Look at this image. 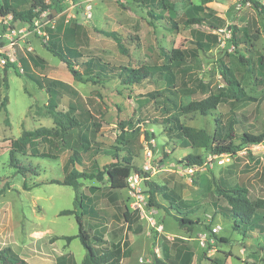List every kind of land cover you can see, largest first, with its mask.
<instances>
[{
  "label": "rangeland",
  "instance_id": "obj_1",
  "mask_svg": "<svg viewBox=\"0 0 264 264\" xmlns=\"http://www.w3.org/2000/svg\"><path fill=\"white\" fill-rule=\"evenodd\" d=\"M197 2L200 0H132L127 4L100 0L88 19L80 16L84 6L77 11L74 21L79 27L65 26L64 17L58 18L55 32L62 45L91 55L98 63L146 66L154 74L159 72L160 76H154L157 83L130 86L120 77L107 74L80 82L38 37L33 39V53L28 57L19 55L24 72L7 68L8 81L0 93V249L11 248L30 264H80L86 256L81 241L61 238L78 234V222L74 214L60 212L77 209V197L83 191L89 193L87 187L93 185L100 190L94 213L84 217L85 234L101 239H92L100 251L121 248L118 264H152V250L162 256L163 249H168L174 255L171 243L176 237L184 239L177 244L187 242L192 247L191 264H264V228H251L247 233L237 228L221 212L227 202L220 192L241 186L248 189L251 200L264 199V152L243 149L224 159L223 164L207 165L189 173L181 160L188 154L205 157L208 149L185 147L163 122L175 114L184 124L204 128L210 134L215 132L218 120L225 125L231 119L237 121L239 133L242 127L264 130V8L251 2L242 4L241 0H210L208 3L214 8L211 18L216 25H236L237 47L230 50L215 41L200 50L197 58L190 57L186 65L188 76L177 69L168 73L162 69L168 62L165 52L195 46V30L211 31L208 22L193 26L182 22L190 15L205 16L204 11L198 12L194 4ZM260 2L264 5V0ZM50 4L53 12L62 10L59 1L50 0ZM64 27H70V32ZM63 28L65 31H60ZM99 30L120 35L126 52H121L117 42ZM75 68L85 77L96 73L91 65ZM225 68L238 80L230 85L233 92L244 91L246 96L239 100L223 96L217 108L207 115L198 111L181 113L182 105L209 93L197 86L195 75L201 77L209 91L230 87L221 73ZM167 73L170 79L162 77ZM1 74L5 75L3 70ZM4 97L7 100L1 104ZM51 104L59 112L69 111L80 122L70 127L64 138L52 134L61 130L48 112ZM37 129L49 131L50 138L33 140L26 151L14 152L17 163L34 167L31 172L20 173L10 158L13 142L23 131ZM89 129H95L94 137ZM83 134L100 152L82 153L75 164L79 171L93 170L95 164L104 169L113 157L101 151H115L113 147L117 146L121 155L127 149L136 154L135 163L149 176L132 172L131 182L120 190H110L106 173L103 180L81 178L77 190L63 184L69 153L78 148ZM146 164L151 167L146 169ZM147 180L178 193L191 211L190 217L197 220L193 231L179 226L174 210L168 212L149 204ZM157 201L169 206L161 194H157Z\"/></svg>",
  "mask_w": 264,
  "mask_h": 264
},
{
  "label": "trees",
  "instance_id": "obj_2",
  "mask_svg": "<svg viewBox=\"0 0 264 264\" xmlns=\"http://www.w3.org/2000/svg\"><path fill=\"white\" fill-rule=\"evenodd\" d=\"M57 1V0H56ZM132 1V0H131ZM130 1V2H131ZM146 2V0H142ZM210 0H200L196 8L198 12L204 11L205 16L202 15H190V17L182 18V22L185 26L201 25L207 23L210 27L209 32L195 30L197 35L193 47H190L186 50L183 49H173L171 52L164 53V59H167V63L162 66L167 70L168 73L173 72L175 69L182 71L183 75L188 76V67L190 57L197 58L200 50H205L208 47H211L212 43L217 41V35L212 31L220 26L216 25L212 20V15L214 10L208 6ZM243 4H246L247 1H250L252 4L259 8H264V5L261 4L260 0H241ZM50 3H46V0H0V14L13 13L15 21L31 22L32 19L37 16L39 13L37 9L41 12L48 7ZM208 11V12H206ZM73 28L79 27V25L74 22ZM232 29V39L231 41L236 45V25H230ZM71 29H68L70 32ZM104 35L113 38L119 47V50L123 53L126 52L122 38L114 31L99 30ZM69 35V34H68ZM248 42V41H247ZM47 50L57 56L71 71L74 78L80 82L94 81L93 77H100L102 74H107L108 76H118L120 77L125 84H141V83H157V80L154 76H160L159 72H152L146 66H141L139 68H132L126 66H111L103 63H98L94 60L91 55H85L76 48L66 47L62 45L61 40L58 36H55L51 30V38L49 43L45 44ZM237 47V46H236ZM86 57V58H85ZM81 62H79V59ZM242 60H246L243 56ZM34 61H37L33 57ZM248 61V59H247ZM93 66L96 69V73L88 76H84L80 70H77L76 66ZM13 66L17 73H20L14 63H7L5 67ZM252 71V69H249ZM112 73V74H111ZM162 76L163 78H168L169 74ZM221 73L224 76V80L228 83V86L234 83H238L236 75H234L230 69H223ZM193 76V75H192ZM195 82L197 86L204 91L207 90L209 93L206 97L199 100H192L181 106V113H190V112H200L201 114L207 115L211 110L217 108L219 103L225 98H235L239 100L241 97L246 96L244 91H241V94L233 92V87H216L215 89L208 90V85L203 84L201 77L195 75ZM193 78V79H194ZM189 79V78H188ZM191 79V78H190ZM248 98V97H247ZM7 98L4 97V100L1 104H5ZM48 112L53 116L55 122L60 127V131L52 133L55 137L64 138L65 132L70 127H75L80 122L78 119L70 115V112L65 113L59 112L56 110L55 105H50ZM6 112L8 108L5 109ZM68 122V123H67ZM163 122L168 124V132L177 136V140H180L181 144H184L185 147L193 148H204L208 149L207 155L209 153H231L235 155L238 151L248 148L251 145L257 144L264 140V130L250 129L249 127H242L241 132H237V121L231 119L228 124H220L218 120L216 123L215 132L210 134L204 128H196L190 125L184 124L178 115L172 114L165 119ZM88 129V126H87ZM91 136H95V129H89ZM49 131H43L40 129L29 131H23L21 137L13 142V150L10 153V158L13 166H15L20 173L31 172L34 170V167L31 164L23 163L20 165L17 163L15 158V151H26L30 146V143L33 140L41 138L42 140L49 139ZM238 139L239 142L235 140ZM123 147H128L129 145L125 142H121ZM92 145L91 140L87 134H83L79 138L78 148H72L68 160L65 165V176L62 180V183L65 185L72 186L75 190L79 188L81 178L83 179H98L103 180L104 174L106 173L110 182V190H120L127 188L128 178L132 172H138L142 177L147 178L149 175L143 169L137 166L135 163V156L130 149L125 151L124 155H121L120 149L117 146H114L113 150L104 149V154H109L113 157V160L105 166L104 169H99L98 164L92 168H84L79 171L76 168V163L81 160V154L84 152H89L94 150V152H100L99 147ZM129 148V147H128ZM206 155V156H207ZM205 156V157H206ZM200 154H188L181 161L186 165H201L205 159ZM98 169L95 171V169ZM149 186L148 195H149V204L162 207L166 211L174 210V217L178 221L179 226L186 231H193L194 227L197 224V220L190 217L191 211L186 209V204L182 201L181 197L174 190L167 189L165 186L156 184L153 181L147 180ZM25 186H27L25 184ZM89 193L82 192L79 197L76 199L77 209H64L60 212L62 215L74 214L79 226V232L76 235H62L61 238H64L68 241L78 238L83 246L86 249V256L80 264H118L122 258V249H108L100 251L93 245L92 239L96 241H101V239L94 235L91 237L86 236L85 234V221L84 217H90L95 209L94 203L98 198L99 186H88ZM3 191L0 190V194ZM222 197L226 200L227 206L222 207L221 212L223 216L227 219H231L234 222V225L237 228H242L244 233H247L251 228H264V199L259 198L256 200H251L248 196V189L246 187H234L232 189H221ZM115 194V193H113ZM157 194H161L162 197L168 201L169 206L165 207L157 201ZM116 196V195H115ZM114 199V195H112ZM138 213V211L136 210ZM221 240H226L221 237ZM181 241L179 237L173 238L171 246L175 249V254L171 255L168 249H163L162 256H158L154 250L150 252V261L152 264H191L193 259V249L189 243L185 242L184 244H177V241ZM186 241V240H185ZM128 245V241L125 242ZM0 264H30L26 259L20 257L15 253L11 248L0 249Z\"/></svg>",
  "mask_w": 264,
  "mask_h": 264
},
{
  "label": "built area",
  "instance_id": "obj_3",
  "mask_svg": "<svg viewBox=\"0 0 264 264\" xmlns=\"http://www.w3.org/2000/svg\"><path fill=\"white\" fill-rule=\"evenodd\" d=\"M61 6L59 12H53L51 7L39 13L35 16L31 22L15 21L13 13L0 14V66L5 67L7 63H14L20 73L24 72L23 64L19 58L20 53L28 57V54L34 52V46L30 42V37H38L44 44L49 43L51 38V30L57 26L58 18L64 17V23L70 24L73 20H76L77 11L84 6L83 14L85 18L91 16L93 7L97 5L100 0H57ZM120 4H127L131 0H115ZM46 3H50V0H46ZM84 3V5H83ZM243 4V3H242ZM240 4L239 6H241ZM246 4H250L247 1ZM51 12L53 13L51 15ZM213 33L217 35L218 44L222 47L229 46L230 50L236 48L235 44L231 41L232 29L226 25L213 30ZM252 152L259 150L264 152V140L245 148ZM231 153H209L201 165H186V171L193 173L196 169L205 167L207 165L223 164L224 159L232 157ZM151 166L146 164L145 168L149 169ZM138 177V174H136ZM131 182V175L128 178V182ZM141 208L142 205L138 203ZM138 210V209H137ZM217 231V227L213 228Z\"/></svg>",
  "mask_w": 264,
  "mask_h": 264
},
{
  "label": "crops",
  "instance_id": "obj_4",
  "mask_svg": "<svg viewBox=\"0 0 264 264\" xmlns=\"http://www.w3.org/2000/svg\"><path fill=\"white\" fill-rule=\"evenodd\" d=\"M194 4L197 5V4H199V2L194 3ZM208 6H209L211 9L214 10V8H213L209 3H208ZM80 16H81L82 18H85V17H84V14H83V11H81ZM63 20H64V19H63ZM58 21H59V20H58ZM72 22H76V21L73 20ZM72 22H71V23H72ZM71 23H70V24H71ZM64 24H65V23H64ZM70 24H69V25H66V24H65V26H70ZM63 26H64V25H63ZM64 28H68V29H69L70 27H64ZM64 28H63V29H60V31H61V30H64V31H65ZM55 30H56V28L53 29L52 31H53V33H54L55 36H58L57 33L55 32ZM33 39H34V36H31V37H30V42L32 43L33 46H35V40H33ZM43 46H45V45L43 44ZM20 54H21V53H20ZM30 54H31V53H30ZM31 59L33 60V56H31ZM33 61H34V60H33ZM10 67H13V66H10ZM7 68H8V67L0 66V79H1V81H0V93H1V88L3 87V84L5 83V80L8 81V77H7ZM1 70L4 71V74H5L4 76H2V74H1Z\"/></svg>",
  "mask_w": 264,
  "mask_h": 264
}]
</instances>
